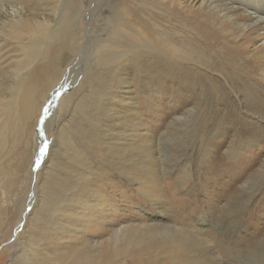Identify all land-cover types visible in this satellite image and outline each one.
Here are the masks:
<instances>
[{
    "label": "rangeland",
    "instance_id": "obj_1",
    "mask_svg": "<svg viewBox=\"0 0 264 264\" xmlns=\"http://www.w3.org/2000/svg\"><path fill=\"white\" fill-rule=\"evenodd\" d=\"M54 1L0 0V119H3L4 122H7V119L5 120L7 108L5 107L20 84L18 75H20L21 66L24 67L26 57L32 55L30 50L21 47L17 40L12 39L9 33L14 32V25L21 20L26 25H22L20 28L23 31H32L34 29L33 21H47L51 27L55 26L56 34L59 31V34L63 35L68 23L70 26L69 41L65 43L66 47L60 53L61 62L65 66L81 54L87 40L85 36L88 30L87 24L85 25L84 15L81 12H89L94 6H97L100 8L97 15L98 24L106 23L108 26V9L114 4L113 1L119 0H98L101 1L99 4H95L94 0H64L55 16L50 12ZM180 2L185 7H189L193 14L184 13L177 6L167 4L166 7L160 6L161 11L152 9L151 15L157 23L159 22L166 27L169 25L161 20L166 15L171 18L178 17V20L189 23L195 36L190 39V42L193 41V46L185 47L195 51L192 56H201L202 59L200 60L207 64L210 68L207 70L210 72L216 70L220 73L219 75L225 74L230 79L231 84L237 89L239 88L241 94L243 92V95L246 92L241 87L246 82V85L248 84L247 89L254 92L248 93L249 101L246 102V105L252 111H260L256 102H264V89L260 87L253 90L252 85H250L251 80L256 79V76L249 75L247 72L250 69L244 65L234 66L236 68L233 69L237 71V74H234L229 66L222 63V59L228 63L235 60L237 62V55L243 59L244 55L234 47H231L232 49L227 47L213 24L199 21L194 13L201 9L209 10L219 18L227 21L232 20L231 22L239 24L244 31L251 32L255 39L249 44V50L256 56L259 67L264 69V0H180ZM189 16H193V19ZM100 29H102V25H98L95 32ZM43 32L44 30H41V34ZM82 32L85 33L84 36ZM60 37L62 36L60 35ZM27 38L32 40V36ZM33 39V43L39 41L35 36ZM222 45L225 46V49ZM39 47L45 49L43 43ZM51 53L53 51L50 52V57L53 58L55 55ZM90 56L91 53L86 56V59H89ZM78 66L72 68L74 69L72 73L63 74V77L68 78H64L68 84L64 83V87H61L65 89L66 95L59 100L62 104L66 103L67 97L73 91L71 101L74 105L78 97L84 92V89L82 88L80 91V86H78L80 79L84 76L88 77L94 71L86 70V64L82 66L83 68ZM250 66L252 64H248V67ZM69 67L70 65L65 68L69 69ZM172 67L162 68L163 75L160 76L154 69L149 72L146 71L149 73L146 75L145 71L132 66L122 68L121 75L123 74L124 83L119 86L115 84L118 80V73L114 72L116 71L114 68L113 70L111 67H109L110 70L108 67L97 68L99 69L98 72L100 71L107 76L103 81L114 77L115 83L113 82L111 85H115L117 88L111 90L110 99L112 103L109 107L114 117L121 119L119 124L115 126L111 123H105L104 131L101 130L103 132H100L104 139L106 138L105 135L109 133L112 136L117 134L118 140H122L123 134L119 133L127 130L129 135L126 140L129 143L134 142L132 140L136 135L134 136L133 132L137 134L138 131L141 135L137 138L141 141L144 140L142 137L144 132H148L152 136L158 135L159 138L172 118L192 108L197 102L200 103L201 110L197 112L198 117L200 114L197 121L201 129L200 132H188L187 136L181 140L172 137L173 139L165 141L157 154L156 158L158 159L155 157L153 159L154 170L149 175V177L152 176L149 183L144 180L145 172L140 168L135 169V164L138 161L134 158L139 156L138 152H134L133 155H128L129 157L126 158L116 157L114 154L110 156L102 152V145L99 142L97 132L93 133L92 130L88 136L89 142L86 148L87 153L83 157L85 160L83 165L80 163L81 159L74 158V153L65 154L63 148L61 150L60 144L62 143H59L60 140L56 138L55 133L62 129L59 123L62 122L64 126H68L69 122L73 123L76 120V115L72 114V110H68L64 105H62L63 108H59L60 105L55 108L56 104H54L51 112L44 114L34 126H31L32 135H30V139L32 143L30 140L29 142L16 141L15 136L10 140L8 138L5 140L2 149L0 148V264H8L11 258L14 260L13 264L45 263L41 261L53 252L49 244L51 237L47 232L49 225L46 222L54 221L53 215L56 212L59 215L60 211L58 209L50 216H42V210L38 211L35 206L37 201L42 199L41 197H45L43 188L50 189L52 186H61V184H65L64 187L68 189V193L74 192V190L86 191L84 187H88L90 192L98 190L101 198V205L96 204L101 215L88 212L87 206L90 205L89 199L91 197H81V201H79L82 203L81 209L73 211L67 208L65 211L68 214L82 211L88 213L92 221H99L103 225L107 219L110 221L118 220L121 223L133 222L137 215L140 216V219H148L154 215L157 216V208L159 207L168 213L167 218L172 222L188 220L192 217V220L185 222V225H197L199 227L197 231L201 233L202 237L212 241L213 245L209 250L212 256H217V253L222 254L224 264H264V171L249 186L252 190L257 189L254 194L251 189L245 187L243 193L240 192V188L237 190L241 183L242 185L245 184L249 177L262 166L264 162V136L260 135L256 142H251L248 150L244 145L245 149L239 151L237 149L235 153L230 152L232 145L230 144L231 130L226 128L223 130L225 133L222 134L220 128L225 127L229 121L242 122L243 119L239 118L234 107L224 106L219 97L210 99L212 93L208 88L213 85H210L212 81L204 72H196V69L190 68L189 71L196 73L186 72L185 76L182 75L184 85L179 84L178 86L179 74ZM63 77L62 80H64ZM90 80H94V77ZM95 82L99 83L100 80ZM47 85L44 83L43 87ZM189 85L193 89H197L195 94L191 88H188ZM57 87H54L52 91ZM49 88H52L50 83ZM188 95H190L189 98ZM41 101L39 99V104ZM53 122L54 127L51 126ZM46 123L49 128L45 126ZM76 124H72L71 127L80 125L79 121ZM42 125L46 127L47 132L43 136L41 135ZM218 125H220L219 130L214 129ZM243 125V127H252V132L258 131L252 125L251 127L246 123ZM75 132L77 131L75 130ZM258 133L264 135V130ZM225 134L230 136L226 137L229 142L228 140L222 141ZM38 137L43 138V142L39 141L41 138ZM38 151H41V154L38 155ZM153 151L156 152L154 149ZM38 156L41 159H38ZM251 159H254V164L249 163ZM122 165L125 168L121 167ZM33 166L35 167L33 168ZM31 168H33V174H29ZM76 174L85 178L80 182L81 186H74L75 178L78 177ZM154 174H158L157 179L159 180H154ZM233 176L236 180L234 184H232L234 181H231L234 179ZM107 177L112 182L110 187L106 180L105 185L100 183L102 178ZM122 178L129 179V182L122 181ZM160 185L162 189L165 185L167 187L163 190L164 196L161 197V195V199H157V197L148 199L141 192L147 193V191L157 190ZM32 198L34 199L32 200ZM164 203H167L166 207H164ZM178 205L180 208H176ZM34 207L36 211L33 214ZM23 210L29 214L31 219L24 220L19 227ZM235 211L236 213H234ZM158 215H161L162 218V214ZM167 218L163 220L166 221ZM197 218L204 219L205 222L201 223ZM42 220L46 222L42 225H36L35 221ZM195 220L196 223H194ZM56 221L67 223V220L62 217H58ZM158 242L161 241L154 243ZM25 249H30L26 255ZM156 251L159 250L154 248L150 253L149 251L146 252L145 256L137 253L135 260L123 258L118 264H154L157 260ZM234 251H237L238 257L233 258ZM165 252L162 264H168L165 258L168 257V254L172 255L173 249L170 246ZM19 254L23 260L20 259L21 257L18 259ZM143 257L147 258L145 262ZM233 260H235L234 263Z\"/></svg>",
    "mask_w": 264,
    "mask_h": 264
},
{
    "label": "bare ground",
    "instance_id": "obj_2",
    "mask_svg": "<svg viewBox=\"0 0 264 264\" xmlns=\"http://www.w3.org/2000/svg\"><path fill=\"white\" fill-rule=\"evenodd\" d=\"M63 2L64 0H55L52 4L53 7L52 10L50 9V12L53 13L54 16L59 11L58 9L61 7ZM94 2L95 4H99L101 1L94 0ZM113 2L114 4L108 9V26L106 23L98 24L97 15L100 8L97 6H94L89 12H81L83 13L82 15H84L85 25L87 24L86 27L88 29L87 34L82 32V35L84 36L85 34L87 40L81 54L67 65H70L72 69L75 66L77 67L80 65L78 67H82L86 64V70L94 71H92L88 77L84 76L80 79L78 86H80V91L83 88L84 92H81V96L78 97L74 105H72L71 101L73 91L71 92V95L67 97L66 103L62 104L59 102L61 97L66 96L64 92L65 89L61 88L64 87V83H67L66 79H64L67 77H63V74L66 75V73H72L74 70H71L70 67L69 69H66L68 66H64L62 64V56L60 55L61 51L66 47L65 43L69 41L70 26H68V23L66 24V30H64L63 35L61 33L59 34V31L58 34H56L55 26L53 25L51 27V24L49 25L47 21H33L34 29L32 31H23L20 27L26 24L21 20L14 25V32L9 34L12 36V39L19 42L21 47L30 50L32 55L26 57V65H24V67L21 66L22 69H20V75H18L20 84L18 88L16 87L17 89H15L13 97L5 107L7 108L5 112V120L7 119V122L0 119L1 149L5 144V140L7 138L10 140L13 136H15L16 141L23 140L29 142L30 140V143H32L30 139V135H32L31 126H34L37 120L39 121L44 114L49 111L51 112L54 104H56L55 108L58 105H60L59 108H63L65 106L68 110H72V114L76 115V120H74L73 123L69 122L68 126L65 125L66 127L62 122L59 123L62 126V129L59 131L57 130L55 133L56 138L60 140L59 143H62L60 144L61 150L63 148L65 154L68 152L74 153V158L81 159L80 163L83 165L85 163L83 157L87 153L86 148L87 143L89 142L88 136L92 130L93 133L97 132L99 142L102 145V152L110 156L114 154L116 157L121 156V158H126L128 155H133L132 153L138 152L139 156H135L134 158L138 161V163L135 164V169H142L145 172L144 175L146 176L144 180L148 181V183L151 182L150 177L152 176L149 177V175L154 170L153 159L154 157H157V154L160 152V148H162L164 142L172 137H176L181 140L183 137L187 136L188 132H200L201 129L199 128V123H197L200 117V114L199 117L197 115V112L201 110L200 103L197 102L192 108L187 109L186 111L181 112L180 115L172 118L169 125L161 133L159 138L158 135L152 136L148 132H144V135H142L144 140L141 141L137 138L141 135L138 131L139 129L137 128L138 133L135 134V132H133L134 136L136 135L133 137V143H129L126 140L129 135L127 134L128 130L125 132L120 131L121 133L118 132L119 134H123L121 138L122 140H118L119 138H117V134L116 136H112L109 133L108 135H105L106 138L104 139L101 133L105 129V123H111L115 126L119 124L121 119H116L109 107L110 103H112L110 99L111 90L117 88L115 85H111L114 82V77L103 81V79L107 76L102 74L100 71L98 72L99 69L97 68L99 67H111L112 70L113 68L116 70L114 72L118 73V80L117 83H114L117 84V86L123 85L124 83L123 74L121 75L122 68H129L131 66L141 71H145V73L154 69L155 72L158 73V76L163 75L162 68L173 66L172 69H175L179 74L177 80L178 86L179 84L182 86L184 85V78H182V75L185 76L186 72H188L190 68L196 69V72H204L205 75L209 76L212 83H214L210 84L214 86H212L213 88H208L212 93V98L210 99H217L219 97L223 101L224 106L229 105L230 108L234 107L235 111L239 115V118L243 119L242 122L229 121L226 124L222 123L226 125L225 127L222 126V128H220V125H218L217 128H214L217 130H219V128L222 129V134L225 133L223 130L226 128L231 130L232 134L230 144L232 145L230 146V152L235 153L237 149L239 151L245 148L248 150V147L251 146V142H256V139L260 137V135L264 136L262 133L257 134V132H262L264 130V102H256V106L260 111L255 112L248 109L246 102L249 101L248 93L252 91L251 89H247L248 84L246 85L245 82L243 87H241L242 90L246 92V94L243 95V92L241 94L239 92L240 89L234 87V85L231 84L230 79L225 74L219 75L220 73L212 69L210 72L207 70L210 69L207 64L203 63V60H200L202 59L201 56H192V53L195 51L191 48L185 47L193 46V41L190 42V39L195 36L189 23L178 20V17L171 18L166 15L161 19L169 25L166 27L159 24V22L157 23L155 18L151 15V12H153L152 9L155 8L161 11L162 9H160V6L164 5L166 7L167 4L177 6L184 13L187 12L192 15L193 13L189 10V7H185L180 0H119ZM195 13L194 15L197 16L199 21L203 23L210 22L213 24V26L218 30L220 38L227 47H234L238 49L242 55H244V59L243 57L237 55V62L235 60L234 62L232 61L231 63H228L224 62L222 59V63L229 66V69L233 71L234 74H237V71L233 69L236 68L234 66L244 65L246 68L250 69L247 72L249 75L253 74L256 76V79L254 78L251 80V88H253V90L260 87L264 89V69L259 67L256 56H254L253 52L250 51L248 47L255 39L251 32L244 31L239 24L231 22L232 20L227 21L226 19L219 18L216 14H212L209 10L201 9ZM189 18L193 19V16H189ZM98 25H102V29L95 32ZM41 30H44L43 34H41ZM60 35L62 37H60ZM26 36H32V40L30 41ZM33 36L38 38L39 41L33 43ZM185 41L188 42L185 44ZM42 43L45 45V49L39 47ZM222 47L225 49L224 45H222ZM52 51L53 53L51 54L55 55L53 58L50 57V52ZM89 53H91V56L89 59H86V56ZM248 64H252V66L248 67ZM27 65H30L31 67L29 68ZM62 66L64 69H61L63 68ZM189 72L196 73L194 71ZM148 74L149 73L146 75ZM238 76L240 77L239 74ZM62 77L64 80H62ZM92 77H94V80H90ZM60 80L61 82H59ZM99 80V83L95 82ZM92 81L94 82L92 83ZM44 83L48 85L43 87ZM49 83L52 85V88H49ZM24 85L26 86L24 87ZM54 87L57 88L52 91ZM99 88H101L100 91ZM188 88H191L195 94L197 89H193L190 85ZM189 96L190 95H188V98ZM39 99L40 101L42 99L40 104ZM78 121L80 125L75 126L74 128L71 127L72 124L77 125L76 122ZM245 123L250 127L251 125L254 126V128L258 131L252 132V127H243V124ZM45 126L48 127L47 123ZM51 126L54 127V122ZM46 127H44V125L41 127L42 136L47 133L45 130ZM75 130L77 132H75ZM35 136L37 137V135ZM226 137L230 136H227L226 134L223 135V142L228 140ZM115 139L116 141H114ZM39 141L43 142V138L39 139ZM186 143L187 141L185 144ZM153 149L156 150V152L153 151ZM40 150L42 149L40 148ZM39 154H41V151H38V155ZM38 159H41V157L38 156ZM253 160L251 159L249 163L254 164ZM35 166H33V168ZM121 167L125 168L123 165ZM33 168H31L29 174H33ZM108 168L111 169L110 167ZM263 171L264 162L257 172L249 177L245 184H240L237 190L240 188L241 193H243L244 187L252 190L249 186L260 177ZM76 175L78 176V174ZM153 176H155V181L159 180L157 179L158 174H154ZM75 179L76 183L74 186H81L80 182L85 178L82 175H79ZM105 180L109 183V187L112 186V182L109 181V177L102 178L100 183L105 185ZM122 181L129 182V179L122 178ZM231 181H234L232 182V184H234L236 180L234 178ZM60 182H62L61 179ZM64 186L65 184H61V186H52L50 189H44L42 187L45 192V197H41L42 199H39L40 201H37V205L35 206L38 208V211L42 210V216H50L51 213H55L58 209V211H60L59 215L57 214L58 212H56L57 215H53V218H55L54 221H35L36 225H42L45 222L49 225L47 232L49 237H51L49 244L51 245L53 252L48 254V256L41 261L45 262L44 264H118V262L122 261L123 258L135 260V255L137 253L145 256L146 252L149 251L150 253V251H153L154 248L159 250L156 251L157 260L154 264H162L164 253H166L165 250L170 246L173 249V253L172 255L168 254V257L165 258V261L168 264L225 263L223 261L222 254L217 253V256H212L209 251L213 245L212 241H208L202 237L201 233L197 231L199 229L197 225H185V222L187 223V221L190 222V219L192 220L191 215H188L191 217L188 220L184 219L172 222L167 218L169 216L168 213L158 207V214H162V218L161 215L157 214V216L154 215L148 219H140V216L137 215V218L133 222L121 223L118 220L110 221L107 219L105 221L106 223L101 225L99 221H92L89 218L88 213L80 211L78 213L73 212L68 214L65 211L67 208H70L73 211L81 209L80 205L82 203L79 202L81 201L80 198L91 197L89 199L90 205L87 206V210L88 212L98 214L100 210L97 208L96 204L101 203L98 190L90 192L88 187H84L86 191L74 190V192L68 193V189ZM164 189H162V186L160 185L157 190L147 191V193H145V191L141 192L148 199L154 197H157L158 199L161 195V197L164 196ZM255 191H257V189L252 190L253 194ZM33 199L34 198H32V200ZM164 204L165 206H163L166 207L167 203ZM35 207L33 208V214L36 211ZM176 208H180V206L178 205ZM25 212L26 211L23 210L19 225L17 223L19 227H21L24 220L31 219L29 214ZM234 213H236V211ZM99 214L101 215V213ZM174 214H176L175 211ZM58 217L64 218L67 220V223H58L56 221ZM164 218H167V220H163ZM198 220L201 223L205 222L204 219ZM162 221L163 223H161ZM196 222L197 221L195 220L194 223ZM157 241L161 242L154 243ZM29 250L30 249L24 250L25 255L29 252ZM237 254V251H234L233 258L238 257ZM19 257L23 260V257L20 254L18 259ZM146 260L147 258L143 257V261L145 262ZM13 261L14 260L11 258L8 264H13ZM234 262L235 260H233V263Z\"/></svg>",
    "mask_w": 264,
    "mask_h": 264
}]
</instances>
